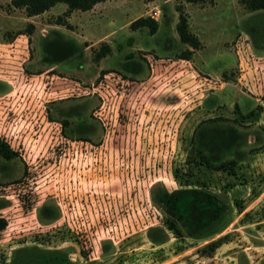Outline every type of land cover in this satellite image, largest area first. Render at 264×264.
Returning a JSON list of instances; mask_svg holds the SVG:
<instances>
[{
    "label": "rangeland",
    "instance_id": "rangeland-1",
    "mask_svg": "<svg viewBox=\"0 0 264 264\" xmlns=\"http://www.w3.org/2000/svg\"><path fill=\"white\" fill-rule=\"evenodd\" d=\"M179 4L198 48L179 38ZM154 6L155 32L130 27ZM66 9L27 15L0 0V137L17 152L0 154V264H38L43 249L68 264H263L264 9L239 0ZM53 38L72 40L75 53L45 59ZM229 127L236 142L225 147ZM200 129L205 154L238 163L187 161ZM191 185L227 203L222 228L151 241L147 227L163 226L157 188Z\"/></svg>",
    "mask_w": 264,
    "mask_h": 264
},
{
    "label": "trees",
    "instance_id": "trees-1",
    "mask_svg": "<svg viewBox=\"0 0 264 264\" xmlns=\"http://www.w3.org/2000/svg\"><path fill=\"white\" fill-rule=\"evenodd\" d=\"M99 1L102 0H11V4L15 7L24 8L27 15H34L49 9L57 2H65L67 5L66 11L69 12L73 9H89ZM184 1L204 2L208 0ZM239 1L249 9H264V0ZM177 9L180 11L177 23L180 40L189 43L193 48H198L200 46L199 38L189 30L187 15L182 10L181 4L177 6ZM67 25L70 24L67 23ZM140 26H148L150 32H155L158 27V21L150 15H141L130 22V27L133 29ZM45 49L47 51L45 59L61 60L75 53L76 43L72 40L53 38L45 42ZM109 50L110 46L104 44L97 55H104L109 52ZM187 53L189 52L187 51L183 55L185 56ZM202 136V129H200L190 137V145L195 153L189 156L187 161L191 162L199 159L211 170L223 169L229 166V164L235 166L238 163L237 159L234 158L219 159V156L213 154L212 148L209 149V155L205 154L203 152L205 144L202 140ZM214 137L215 134H212L209 138L213 140ZM221 140L224 141L225 147H232L236 142L235 130L229 127L226 131V135L221 136ZM0 154L4 158L9 159L17 154V152L11 148L6 140L0 137ZM157 189L154 199L163 211L161 216L163 226L149 225L147 227L146 231L151 241L156 243L162 242L166 238L167 229L178 237H183L185 235L200 237L215 233L222 228L224 217L228 211V205L226 202L222 201L215 192L197 185L175 188L163 186ZM49 209L50 207L48 204H42L40 206L39 213L41 218L49 215L47 214L48 211L50 212ZM6 225V217L0 214V231L4 229ZM80 243L82 246L83 242ZM111 244V241L103 240L100 244V248L104 251L109 248ZM210 244H212V246L214 245L213 242H210ZM56 253L57 251L53 249H43L40 253L38 264H50L54 263V261L58 264H68L69 260L67 257H57Z\"/></svg>",
    "mask_w": 264,
    "mask_h": 264
},
{
    "label": "built area",
    "instance_id": "built-area-1",
    "mask_svg": "<svg viewBox=\"0 0 264 264\" xmlns=\"http://www.w3.org/2000/svg\"><path fill=\"white\" fill-rule=\"evenodd\" d=\"M158 14H159V9L156 6H154L152 8V10H151V12H150L149 15L152 16V17H154V18H156Z\"/></svg>",
    "mask_w": 264,
    "mask_h": 264
},
{
    "label": "crops",
    "instance_id": "crops-1",
    "mask_svg": "<svg viewBox=\"0 0 264 264\" xmlns=\"http://www.w3.org/2000/svg\"><path fill=\"white\" fill-rule=\"evenodd\" d=\"M86 10V9H85Z\"/></svg>",
    "mask_w": 264,
    "mask_h": 264
}]
</instances>
